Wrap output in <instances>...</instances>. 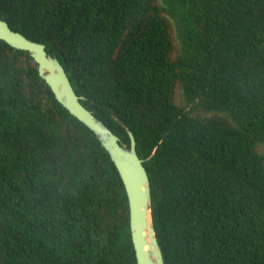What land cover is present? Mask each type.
<instances>
[{
  "label": "trees",
  "instance_id": "1",
  "mask_svg": "<svg viewBox=\"0 0 264 264\" xmlns=\"http://www.w3.org/2000/svg\"><path fill=\"white\" fill-rule=\"evenodd\" d=\"M0 21L132 133L164 264H264V0H0ZM0 264H136L108 154L2 41Z\"/></svg>",
  "mask_w": 264,
  "mask_h": 264
},
{
  "label": "water",
  "instance_id": "2",
  "mask_svg": "<svg viewBox=\"0 0 264 264\" xmlns=\"http://www.w3.org/2000/svg\"><path fill=\"white\" fill-rule=\"evenodd\" d=\"M0 41L9 47L27 52L37 64L39 77L47 84L56 101L82 123L99 141L114 164L123 184L129 210V233L136 264H164L151 221L150 184L147 173L135 150L132 133L127 129L130 147L120 145L105 125L86 110L77 97L63 67L56 58L49 57L43 45L31 42L0 21Z\"/></svg>",
  "mask_w": 264,
  "mask_h": 264
},
{
  "label": "rangeland",
  "instance_id": "3",
  "mask_svg": "<svg viewBox=\"0 0 264 264\" xmlns=\"http://www.w3.org/2000/svg\"><path fill=\"white\" fill-rule=\"evenodd\" d=\"M175 99H176V103H177V104L182 103V97H181V94H180L179 91H176ZM200 116H202V117H206V116H209V115H205V114L200 113Z\"/></svg>",
  "mask_w": 264,
  "mask_h": 264
}]
</instances>
